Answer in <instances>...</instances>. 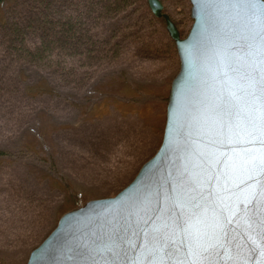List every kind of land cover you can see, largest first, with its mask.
<instances>
[{
    "label": "rangeland",
    "instance_id": "obj_1",
    "mask_svg": "<svg viewBox=\"0 0 264 264\" xmlns=\"http://www.w3.org/2000/svg\"><path fill=\"white\" fill-rule=\"evenodd\" d=\"M160 3L182 29L191 26L188 0ZM159 32L175 54L167 49L152 57L126 48L102 79L95 68L101 79L95 94H74L57 81L56 97L30 101L11 88L9 98L0 99V151L6 153L0 160V264H26L64 214L114 197L157 152L179 70L165 27ZM8 73L5 83L15 79Z\"/></svg>",
    "mask_w": 264,
    "mask_h": 264
},
{
    "label": "water",
    "instance_id": "obj_2",
    "mask_svg": "<svg viewBox=\"0 0 264 264\" xmlns=\"http://www.w3.org/2000/svg\"><path fill=\"white\" fill-rule=\"evenodd\" d=\"M192 24L185 37L169 16L163 13L159 0H146L148 10L157 20H163L165 32L175 47L179 70L171 82L165 111V124L159 149L137 172L134 179L112 198L89 201L82 207L64 214L55 229L29 254L26 264H76L79 257L74 250L96 247L102 244V235L108 224L121 215L135 214L137 219L158 226L165 231L162 216H155L156 210L166 212L174 207L175 212L186 218L194 212H205V205L196 209L190 197L180 187L183 174L185 180L196 187L204 179V167L223 173L219 185H208L219 190L216 202L221 197H230L229 203L240 209L233 227L242 239L256 248L261 246V225L254 231L245 224L243 204L254 202L255 215L264 219V197L254 181L251 166L246 157H261L259 151L246 152L254 145H236L230 152L221 149L218 140L219 116L215 111L222 84L220 72L228 65L246 67L242 53L232 48V42L222 37L215 27L205 23L203 9L210 7L204 0H188ZM221 30L235 23L232 16L220 17ZM243 28L244 22H240ZM178 129L183 131L182 138ZM231 159L224 160L225 155ZM203 165V167L201 166ZM170 181V183H169ZM160 185H164L163 189ZM231 189V191H226ZM182 193H184L182 195ZM212 198L210 197V200ZM152 217V219H149ZM210 221L211 210L206 213ZM193 219L195 217L193 216ZM182 237L177 238V243ZM142 247V245H140ZM185 251H188L186 248ZM241 252L224 253L231 259L221 264H246ZM187 264H201L193 252ZM264 261V257H260Z\"/></svg>",
    "mask_w": 264,
    "mask_h": 264
},
{
    "label": "snow or ice",
    "instance_id": "obj_3",
    "mask_svg": "<svg viewBox=\"0 0 264 264\" xmlns=\"http://www.w3.org/2000/svg\"><path fill=\"white\" fill-rule=\"evenodd\" d=\"M204 3L210 6L203 9L205 23L229 39L232 48L242 53L247 65L230 64L220 72L222 84L226 87L215 105L219 116L217 143L229 152L236 145H254L258 147L245 148V151L264 154V0H204ZM221 15L232 16L235 23L221 30ZM241 21L245 25L243 28ZM178 135L182 138L183 131L178 129ZM223 159L231 157L226 154ZM246 159L259 195L264 197V155ZM204 174V179L196 187H192V182L185 180L182 174L180 187L184 188L196 209L208 201L205 212H194L186 218L175 212L178 205L166 212L156 210L154 215L162 216L165 228L170 231L137 219L135 214L121 215L108 224L101 237L102 244L74 250V255L79 257L76 264H187L186 257L190 258L193 252L201 264H221L222 260L231 259L224 253L241 252V249H247L246 255L241 253L246 264H258L259 258L264 257V219L255 215L257 205L252 201H241L243 219L249 229L254 231V226L261 225L259 248L242 239L233 227L240 209L229 203L231 198L221 197L222 203L216 202L219 190L208 187L219 185L224 174L208 167H204ZM163 187L160 185L161 189ZM226 191L231 189L226 188ZM208 210H211L210 223L206 218ZM178 237H182L179 243Z\"/></svg>",
    "mask_w": 264,
    "mask_h": 264
},
{
    "label": "trees",
    "instance_id": "obj_4",
    "mask_svg": "<svg viewBox=\"0 0 264 264\" xmlns=\"http://www.w3.org/2000/svg\"><path fill=\"white\" fill-rule=\"evenodd\" d=\"M3 7L0 84L7 72L15 79L0 86V99L9 98L11 88L25 100L56 97L57 81L74 94H95L126 48L152 57L167 49L175 54L172 44L162 45L164 22L151 15L146 0H0ZM173 23L180 35L189 30V23L184 29ZM95 68L102 72L100 80ZM5 156L0 151V160Z\"/></svg>",
    "mask_w": 264,
    "mask_h": 264
}]
</instances>
